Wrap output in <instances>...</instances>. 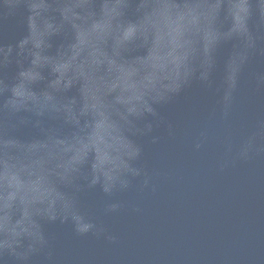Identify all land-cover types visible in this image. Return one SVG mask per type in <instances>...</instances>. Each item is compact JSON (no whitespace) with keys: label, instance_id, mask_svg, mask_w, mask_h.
<instances>
[{"label":"water","instance_id":"1","mask_svg":"<svg viewBox=\"0 0 264 264\" xmlns=\"http://www.w3.org/2000/svg\"><path fill=\"white\" fill-rule=\"evenodd\" d=\"M0 264H264V0H0Z\"/></svg>","mask_w":264,"mask_h":264}]
</instances>
